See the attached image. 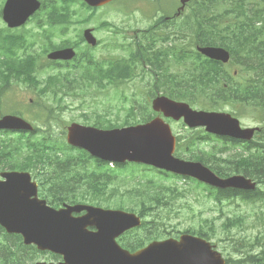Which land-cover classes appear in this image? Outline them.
Listing matches in <instances>:
<instances>
[{
	"label": "trees",
	"instance_id": "trees-1",
	"mask_svg": "<svg viewBox=\"0 0 264 264\" xmlns=\"http://www.w3.org/2000/svg\"><path fill=\"white\" fill-rule=\"evenodd\" d=\"M240 6L242 7V12L235 16V20L237 22L240 20L239 23L243 25L246 21V19L244 21L243 15L246 18L247 14L244 7ZM230 10L218 12L216 15H213L211 12L208 14L201 13L202 24H197V32L201 33L203 44L216 45L220 43L227 46L232 52L233 65L236 64L235 61L240 55L254 57L251 64L240 63V72L243 71L244 65L250 67L249 69L252 72L249 76L250 80L245 79V82H237L233 77V73L228 71L221 63L204 58L198 53H190L185 49L172 47L169 50L174 56L177 70L176 72L168 73V68L162 69V72L158 74L159 76L156 79L155 91L153 93L159 92V86L161 85L163 93L167 96L176 100L186 101L191 105L207 110L221 109L225 105H240L241 107L248 104L256 108H259L261 105L259 109H264V101L260 99L261 97L264 98V46L252 47L253 43L247 41V38L244 36L233 40L230 39L234 37L232 36L234 34L232 25H237V22L234 23L228 20ZM249 12L250 14L247 18L250 21L251 18L254 20L260 19L264 23V3L261 7L250 9ZM26 48L27 41H25L22 35L0 28V97L4 95L5 90L10 84L15 81L30 83L31 85L39 83L34 74V58L25 54ZM21 50H23V54L20 53ZM158 63L160 62H157L156 65L162 68ZM129 66L131 67V63H123V78L127 75L125 72L130 69ZM41 94L43 93L41 92ZM40 103L39 99L33 101V105H39ZM46 109L48 110L46 115L50 116L49 107ZM136 110L139 113H136ZM149 114L147 107L134 108V106H131L127 110V115L123 121L125 124L137 123L146 120ZM100 117L98 115L92 124L99 127L116 126V124H112L109 120L103 121ZM46 121L47 128L43 129L40 136H36L34 133L31 135H19L17 138H13L9 144L2 145L0 158H10L8 164L5 161L6 166L27 169L37 167L39 164L43 168L50 167L52 172H48V178L52 183L58 184V188L70 185L69 181H67L68 176L74 178L77 182L86 180V184H90L89 188L93 190L94 194L88 195L89 191L85 190L73 191L72 199L74 201L89 200V202L101 203L105 202V198L108 197L105 196L107 194L106 188L110 189V193H114V195L116 194L115 192H119V185H111V188L108 186L111 180L107 172L103 173L105 178L102 181L93 183L92 178L95 177V172L89 175L84 174V172L87 174L84 165L86 154L82 151H78V154H72L71 151L73 150L71 147L52 137L50 134V118H47ZM209 139H212L209 134L200 132L194 133L187 138L185 144L190 148L188 150L189 158L209 164L220 176H227L232 172H241L248 177L258 180L260 183H264V144L257 141L243 144L242 147L245 151L247 150V153L243 150L224 158L216 156V152L222 154L226 149L225 146L214 151H207V153H195V148L192 147H196L198 141ZM232 144H237V142H233ZM78 164L82 165V169L74 170ZM124 167L126 166H122V168ZM122 168H120L119 174L114 173L113 177L115 175L125 177L130 174L126 170L124 171L127 174L123 173ZM159 173L162 176L158 181L146 178L145 182H142L144 177L141 176L136 185L123 191L126 194L118 195L119 197L114 201L115 206L132 212L136 211L140 216L145 217V219H148L151 215H153V218L150 219H156L159 222L166 219H174L177 210L175 201L183 193L176 187L163 183L164 180L173 178L175 175L160 171ZM128 176L133 179L137 175L133 173ZM60 181L62 183L59 184L58 182ZM196 184L199 185L198 182ZM67 194V190L64 191V194L60 192V197L57 199L63 200V197L66 198ZM215 194V198L220 201L222 199L238 197L247 199L256 193L227 189L216 190ZM245 223L246 219L242 216L234 219L229 218L223 222L221 229L227 232L232 228L241 227ZM146 224L148 225V223ZM188 230L192 231L193 229ZM155 231L157 232L158 230L155 229ZM203 231L200 227L197 232L201 233ZM262 240L264 242V239ZM258 241L254 243H259ZM130 246L131 248L136 247L135 245ZM250 246L252 245H247L246 247ZM262 248L258 253H250V250H246L239 258L236 257L237 259L235 260L231 258L230 262L231 264H264V244Z\"/></svg>",
	"mask_w": 264,
	"mask_h": 264
},
{
	"label": "water",
	"instance_id": "water-1",
	"mask_svg": "<svg viewBox=\"0 0 264 264\" xmlns=\"http://www.w3.org/2000/svg\"><path fill=\"white\" fill-rule=\"evenodd\" d=\"M94 4L93 0H87ZM36 0H7L3 18L10 27L19 26L38 7ZM199 50L206 56L227 62L229 53L218 47H203ZM70 50L56 51L49 58H69ZM152 108L175 120L183 118L189 127L204 126L208 132L250 139L254 128H241L238 119L225 112L194 110L185 102L174 101L166 96H157ZM0 129L30 130L32 126L15 115L0 118ZM67 142L82 148L102 160L117 163L135 162L165 169L183 176L193 177L217 188L253 189L254 183L243 176L220 178L209 167L198 161L176 157L175 137L170 126L161 117L149 122L123 128L99 129L72 123L67 127ZM8 180L0 183V223L10 232L21 233L26 243H35L41 248H89L91 262L101 264H223L219 255L210 252L201 240L182 236L180 242L172 240L151 243L134 254L122 249L117 237L129 228L140 224V217L119 209H105L91 205H74L55 210L45 201L38 200L34 183L28 173H8ZM33 196V198H32ZM86 210L80 217L73 218V211ZM60 219V222H57ZM68 219H85L96 227V232L85 233L79 245L75 240L80 225L68 223ZM66 224L61 231L56 226ZM72 229L70 227H73ZM54 230L58 234H54Z\"/></svg>",
	"mask_w": 264,
	"mask_h": 264
},
{
	"label": "flooded vegetation",
	"instance_id": "flooded-vegetation-1",
	"mask_svg": "<svg viewBox=\"0 0 264 264\" xmlns=\"http://www.w3.org/2000/svg\"><path fill=\"white\" fill-rule=\"evenodd\" d=\"M59 1L63 6L53 11L50 19L44 14H39L37 19L39 29L51 33L52 43L55 46L51 50L72 48L75 52V57L71 60L50 61L55 90L59 92L70 89L69 95L75 96H70L75 99H81L85 93H90L89 89L95 92L104 91L107 87L117 89L121 85L120 62L124 58L134 63L133 78L155 77L156 69L159 72L165 69L168 59L162 57L164 53H169V46H183L188 42L195 44L197 30L191 35H188L187 30L191 31L196 26V20L193 22V19L195 14L201 13L200 6L205 13L213 11L210 10L212 0H106L98 6H90L83 0ZM181 6L184 7L178 11ZM86 30L94 38L93 44L85 40ZM246 59L251 61L254 57H246ZM157 62H160L158 64L162 68L158 65L156 68ZM89 67H94L92 75L95 81L92 84L87 78V72L84 71ZM65 106L67 109L68 105ZM78 106L82 107V105ZM261 115L262 120L258 125V131L254 133V138L264 142V112ZM88 116L86 113H81L80 118L83 121L80 122L92 125L96 114L90 118ZM105 117L103 115L100 118ZM116 119L117 117L114 121ZM74 121L75 119L61 120V123L67 126ZM93 160L97 162L98 159L93 158ZM7 170L0 168V181L4 180L2 174ZM67 181L70 185L61 189L73 187L74 178L68 176ZM43 183L38 181V191ZM57 185L55 189H50L51 194H59L60 188L58 189ZM71 196L72 193L67 194V197ZM53 202L57 208L68 203L60 199ZM78 214L80 213H72L73 216ZM68 223L81 226L77 229L78 233L74 238L79 245L82 244L85 233L90 234L96 230V227L87 224L85 219H68ZM74 225L70 228L75 229ZM154 227L155 220L148 219L147 228ZM56 228L63 231L68 226L57 225ZM139 232L144 233L142 228ZM128 235L130 234L120 237L119 240ZM171 236L179 239L180 234ZM209 236L212 243L218 238L215 231ZM90 254L89 248L41 249L35 244H24L21 234L11 233L0 224V264H101L98 259L92 263L88 256Z\"/></svg>",
	"mask_w": 264,
	"mask_h": 264
},
{
	"label": "rangeland",
	"instance_id": "rangeland-1",
	"mask_svg": "<svg viewBox=\"0 0 264 264\" xmlns=\"http://www.w3.org/2000/svg\"><path fill=\"white\" fill-rule=\"evenodd\" d=\"M3 0H0V6ZM4 27V24H3ZM172 69H175V67H172ZM154 76H147L146 78H134L133 80H130L128 82H125L124 84L121 85V88L123 89L124 93L126 95H128V97H131L132 94L137 91L139 94L136 95V98L146 101L149 98V94L151 93L152 89H153V83H154ZM14 89H17L15 92L18 94H16L17 96H15L12 100H10L9 98H7L5 100V105L4 108L2 110L3 111H7L9 109H11L13 106L16 107L17 104L20 101L23 102H27L30 98L33 97L31 91L32 88H29L26 85H22V84H17L15 83L13 85ZM121 89V90H122ZM160 89L162 90L163 88L160 87ZM90 93L86 94L84 96L81 97V99H75L72 97H68L67 99H65L64 104L68 105V108L63 111L62 114V118L64 120H70V119H75V122H80L82 119L80 118V114L81 113H86L87 115H89V117L94 116L95 114H100V115H105L106 118H110V119H114L117 117L118 121H121L122 118L124 117L125 112L119 111L118 109H121L122 104L123 105H128L129 102H122V99L119 101H115L113 99L116 98V96H114L113 92L114 90L111 88H107L104 91H99V92H95L93 89H89ZM120 91V90H119ZM11 96V95H10ZM117 100V99H116ZM151 100V99H149ZM78 105H82V107H79ZM32 110L31 107L29 108H21V112H23L25 115H27L28 113H30V111ZM118 110V111H117ZM112 112V114H111ZM3 113H7V112H3ZM242 124L243 125H250L255 123V121L253 120V118H251L250 116L244 117L243 119H241ZM83 121V120H82ZM39 123V120H38ZM81 123V122H80ZM172 129L175 131V133L181 137L185 136V135H189L191 134L194 130H189L185 125H183V123L181 121L179 122H172L170 123ZM65 129V126L63 124H55L52 127L51 130V134H61L62 130ZM192 131V132H191ZM11 135H6V134H0V139H4L7 140V138H9ZM210 144L207 143H201L198 147L200 149L203 150H207L209 149ZM230 147V146H228ZM230 149V148H228ZM229 152L227 153H223L222 156L226 157L227 155H229L230 153H233L234 151H238L237 149H234L233 151L228 150ZM184 155H188L189 153L187 152L186 149H182L181 151ZM141 166H139L138 164H128L126 167L122 168V172L127 174H133L138 170H141ZM126 170V171H124ZM150 171L147 172L149 174H155V170L150 168L147 169ZM141 178L139 176H136L135 178L131 179L129 178V176H125L124 180L123 179H119L117 180V184L120 186V192L122 193L123 191H125L126 189H130L132 186L137 184V181L140 180ZM146 177H144L142 179V182H145ZM177 185H179L180 187H183L184 189H187V194L181 198L180 200H178L176 202V204H181L183 205L186 210H191V211H195L198 212L199 210H206L208 206H211L212 203H205L206 201V197H205V193L202 192L200 189H192L193 184H189L187 182H185V180H177ZM164 183L168 184L169 181H164ZM113 185V184H110ZM191 185V186H189ZM120 193V194H121ZM123 194H126V192H123ZM112 202V200H110ZM226 204L223 207V210L228 212L229 215H233V214H237L240 212H244L246 214L250 213V216L248 218V216L246 217V219H256L255 216L253 214H251L253 212L252 208L249 207V205H242L239 207L236 204L237 203H233V202H227L224 203ZM188 213L185 212L183 214V216H187ZM263 218H264V213H263ZM220 230V229H219Z\"/></svg>",
	"mask_w": 264,
	"mask_h": 264
}]
</instances>
